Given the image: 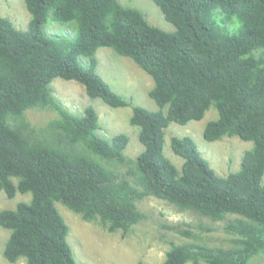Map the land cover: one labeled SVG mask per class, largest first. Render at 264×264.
Masks as SVG:
<instances>
[{"label":"trees","instance_id":"obj_1","mask_svg":"<svg viewBox=\"0 0 264 264\" xmlns=\"http://www.w3.org/2000/svg\"><path fill=\"white\" fill-rule=\"evenodd\" d=\"M23 1L27 29L0 14V191L31 194L29 201L0 209V227L9 230L6 260L77 264L55 202L107 231L125 233L146 217L137 201L147 196L224 221L229 235L226 246L171 241L159 264H247L264 252V0H153L174 30L150 23L138 7L119 0ZM215 11L234 28L218 24ZM49 14L70 33H48ZM102 46L132 59L152 79L148 96L158 109L133 105L129 119L143 145L135 157L124 153L126 133L102 136L91 105L81 114L70 112L50 86L62 77L81 84L90 99L128 105L96 72ZM211 106L217 117L206 123L205 140L236 135L253 143L239 169L225 176L191 136L169 140L183 158L181 168L164 154L169 123L199 120ZM33 108L55 116L34 124L26 117ZM196 228L213 230L203 222ZM178 231L198 237L188 227Z\"/></svg>","mask_w":264,"mask_h":264},{"label":"rangeland","instance_id":"obj_2","mask_svg":"<svg viewBox=\"0 0 264 264\" xmlns=\"http://www.w3.org/2000/svg\"><path fill=\"white\" fill-rule=\"evenodd\" d=\"M124 5L138 7L145 14L148 21L165 30H174L159 7L153 0H119ZM0 14L8 16L15 26L21 29L28 28L30 14L23 0H0ZM214 20L224 28L228 27L224 20L217 17ZM235 27L238 25L234 18ZM61 23L48 15L45 30L50 34L61 35L70 33ZM96 72L110 86V88L126 99L129 104L122 107H111L100 98L90 99L84 87L74 80L54 77L50 83L53 95L70 112L81 114L83 109L91 105L98 113L99 129L102 136L109 138L118 132L128 135V143L124 153L128 157H135L143 150L137 133L138 126L129 121L133 105H140L147 109H158L154 101L148 96L152 86V79L132 59L119 55L112 48L102 46L96 51ZM85 64V59L80 60ZM55 116L53 110L33 108L26 111V117L34 124H44ZM217 117L216 109L211 106L199 120H191L186 124L170 122L165 130L164 154L178 167L181 168L183 158L173 153L170 147L172 135L191 136L195 141L201 155L208 160L214 171L222 176L239 169L241 157L253 145L252 141L243 140L239 136H223L214 141H207L203 137L206 123ZM264 184V174L262 178ZM30 193L16 192L13 197H8L0 191V209L14 208L20 201H29ZM59 213L68 225L67 241L72 249V254L77 264H135L143 261L145 264H159L164 260L165 252L170 242H185L193 239L204 241L210 245L229 244V235L224 230V221H210L198 217L191 211L178 210L165 200L147 196L137 201L138 208L146 217L124 231L118 229L110 232L96 222L83 220L80 215L61 202H55ZM199 222L209 223L213 230H198ZM170 226V227H167ZM174 226V227H172ZM189 228L198 232V237L183 235L180 231ZM9 230L0 227V264H26L23 258L9 262L3 256V247ZM264 259V252L253 255L247 264H258ZM184 264H193L187 261ZM199 264H206L200 262Z\"/></svg>","mask_w":264,"mask_h":264}]
</instances>
